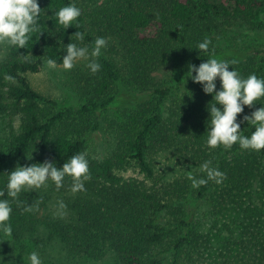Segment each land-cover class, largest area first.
<instances>
[{
	"label": "trees",
	"instance_id": "1",
	"mask_svg": "<svg viewBox=\"0 0 264 264\" xmlns=\"http://www.w3.org/2000/svg\"><path fill=\"white\" fill-rule=\"evenodd\" d=\"M72 2L82 12L80 27L65 30L55 12ZM39 6L43 33L34 34L25 48L8 47L0 61V119L9 128V139L0 145V188L17 163L62 167L86 152L88 134L98 125L90 131V117L124 112L112 149L102 157L86 152L85 191L73 193L66 177L60 189L49 182L12 203L13 238H0L5 264H28L32 251L43 264L99 263L108 256L112 264H264V150L206 145L207 105L213 98L187 71L190 64L206 62L196 45L209 38L214 55L236 61L232 66L242 76L264 77V52L220 44L221 35L237 27L264 31V23H255L264 0H39ZM76 31L86 33L83 46L91 48L98 37L108 44L98 58L99 72L87 68L74 75L73 90L84 104L64 107L33 90L27 75L38 73L49 58L60 65L63 45ZM169 66L181 80L172 86L155 82L154 74ZM216 83L219 90V79ZM259 107L246 106L237 121ZM240 130L254 131L247 122ZM171 151L181 166L196 169L195 175H204L199 166L210 160L226 179L197 189L186 172L167 179L155 159ZM130 167L137 177L124 176ZM190 196L207 201L225 230L218 261L211 253L212 234L190 220ZM57 198L65 205L62 213H46ZM31 205L32 211L24 210Z\"/></svg>",
	"mask_w": 264,
	"mask_h": 264
},
{
	"label": "clouds",
	"instance_id": "2",
	"mask_svg": "<svg viewBox=\"0 0 264 264\" xmlns=\"http://www.w3.org/2000/svg\"><path fill=\"white\" fill-rule=\"evenodd\" d=\"M39 6V0H0V46L9 48H25L34 34L43 33L40 29V16L43 13ZM81 9L75 2L61 6L56 12V22L66 30L73 24L80 27L79 18ZM85 32L76 31L70 39V43L63 45L66 53L58 65L56 60L49 58L46 61L49 69L55 70L62 67L65 71L72 70L77 63L86 62L91 73L96 74L101 70L98 58L102 50L107 47L108 40L98 37L94 45L89 48L83 46ZM76 42H72V38ZM212 42L205 38L196 45L199 54L208 58L198 67L188 66V79L202 85L203 92L212 96V101L207 105L209 119L206 121V145L210 149L219 146L232 147L239 145L242 150L259 152L264 150V77H258L255 73L244 77L232 65L236 61H229L214 55L210 49ZM232 69L231 71L229 69ZM195 73V75H193ZM6 80H13L12 76H6ZM217 79L220 81V89L217 90ZM261 105L250 116H244L238 122L237 117L244 112V108ZM219 105L220 107H218ZM247 122L254 131L251 135L243 134L241 123ZM32 154V153H31ZM28 160L32 155L27 156ZM202 176H197L188 171L187 179L191 181L194 189L207 185L209 182L221 184L226 179L225 174L217 167L212 166V161H205L199 166ZM7 177L3 188H0V238L10 240L13 238V227L10 217L13 212L12 203H19L21 193H26L48 186L49 182L55 184L57 189L64 186L66 177L73 181L71 191L73 193L85 191V181L90 179L89 160L87 153L73 155L63 166L58 168L54 162L45 161L22 166L17 163L15 170ZM5 195L7 198H5ZM60 207L64 208L63 202ZM25 211H32L33 206H27ZM28 264H43L39 253L32 251L27 255ZM0 264H5V258L0 256ZM8 264H13L8 261Z\"/></svg>",
	"mask_w": 264,
	"mask_h": 264
},
{
	"label": "rangeland",
	"instance_id": "3",
	"mask_svg": "<svg viewBox=\"0 0 264 264\" xmlns=\"http://www.w3.org/2000/svg\"><path fill=\"white\" fill-rule=\"evenodd\" d=\"M255 23H264V12L260 11L255 18ZM220 44L221 48L228 47H247L251 51L264 52V31H250L245 27L235 28L232 32L222 34ZM7 46H0V61L5 58ZM86 62H79L70 71L63 70L62 67H57L55 70L49 69L45 64L38 73L28 74L27 78L29 84L33 90L40 95L50 98L57 104L67 107L74 106L80 107L84 104V101L78 97L74 92L72 81L75 74L86 72ZM176 68L171 66L158 70L154 74V81L160 82L164 86L176 85L178 80H181V76L175 71ZM122 91H124L122 89ZM124 110L111 109L103 113L97 114L96 117H90L89 127L90 131L93 125L97 122V129L91 131L88 134L86 142V152L94 157H102L108 151H110L114 145L113 136L114 128L122 121V115ZM13 126L16 129L18 127V120L13 121ZM9 139V128L6 123L0 119V145L4 144ZM156 169L163 174L167 179L173 177H179L188 175V171L193 174L197 172L196 169H190L181 166L178 163L177 156L174 152L160 153L156 159ZM125 177L138 176V171L134 167L128 168L124 173ZM62 200L60 198L51 199L47 205L46 213L58 214L62 213L64 208L60 207ZM187 213L191 217V222L195 226H199V229H205L212 234L213 240L211 242V253L215 256V261H218L219 252L223 250V239L225 238V230L219 224L220 220L211 211L209 203L205 200L195 199L192 196L188 198ZM197 229V228H196ZM63 262L62 258L58 260ZM65 264V263H64ZM68 264H112L110 256L106 257L99 263H90L86 261H76Z\"/></svg>",
	"mask_w": 264,
	"mask_h": 264
}]
</instances>
